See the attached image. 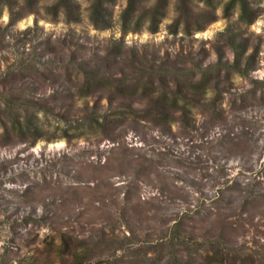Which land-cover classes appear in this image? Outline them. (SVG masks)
Returning <instances> with one entry per match:
<instances>
[{
	"label": "rangeland",
	"instance_id": "374dc122",
	"mask_svg": "<svg viewBox=\"0 0 264 264\" xmlns=\"http://www.w3.org/2000/svg\"><path fill=\"white\" fill-rule=\"evenodd\" d=\"M167 1L155 33L146 23L126 34V0L110 2L103 30L89 23L87 0H70L76 21L53 18L45 7L56 0L26 12L0 4V92L20 89L50 111L25 140L4 139L0 125V264H73L47 250L60 234L82 256L92 251L83 264H151L145 252L159 264H264V0H247L250 25L238 8L225 13L229 0H184L185 14ZM155 2L137 0L138 14ZM22 61L33 68L15 70ZM82 61L125 79L218 72L170 126L128 119L64 131L109 105L110 93L65 94L79 84L65 69ZM215 98L212 112L198 105Z\"/></svg>",
	"mask_w": 264,
	"mask_h": 264
},
{
	"label": "trees",
	"instance_id": "16d2710c",
	"mask_svg": "<svg viewBox=\"0 0 264 264\" xmlns=\"http://www.w3.org/2000/svg\"><path fill=\"white\" fill-rule=\"evenodd\" d=\"M42 0H0V4L11 7L18 5L26 12L32 10L36 4ZM112 0H87V16L89 23L97 30H103L110 25L107 22L106 10L107 6ZM137 0H126L124 9L121 11L118 22L120 25V31L122 34L128 32L139 31L146 23H148V29L150 33L157 31V26L160 19L165 14V7L168 3L167 0H156L154 6L149 10L138 14L136 7ZM206 5L212 6L213 0H202ZM185 2L184 0H177V10L180 12L183 10L185 14ZM239 9V22L250 25L253 21V14L250 9L247 0H229L224 8L227 14L233 9ZM50 12L53 18H57L58 15H63L67 21H76L74 18V6L70 0H56V2L45 7ZM187 10V9H186ZM180 17L176 19V25L182 23L181 17L183 14H179ZM176 31V30H174ZM33 68L27 61H22L16 65L15 70H29ZM216 66H209L202 69L199 73L194 74L187 80L186 75H181L183 80L176 77V72H149L146 80L140 76L134 78H114L103 76L98 65H93L90 62L82 61L72 69H65V72L74 73V78L79 81V84L73 92H67L69 97H77L78 99L87 98L95 93L102 92V94L110 93L109 105L105 110V113L86 114L84 117H80L77 121L68 122L65 125L64 131L70 129L71 124L79 123V128H89L88 130H94L97 127L111 124V122H122L125 120H133L135 122H146L154 125L170 126L175 119L172 114L176 112L186 113L190 112V107L194 106L192 97L205 96L209 90V80L212 75H217ZM169 75V76H168ZM158 76V77H157ZM178 81H176V80ZM156 81L158 84H156ZM186 81H188L186 83ZM160 82V83H159ZM182 82V83H180ZM157 88L160 89L157 92ZM61 91H55L48 98H46V106L49 102L57 100L62 96ZM67 97V95H65ZM133 99L137 101L147 100L141 109H136L132 105L116 104L113 100H127ZM44 99H33L26 97L25 93L20 89H14L10 92H0V125L2 126V137L6 140L10 139L12 135H15L20 140H25L27 137H34L37 132L39 124V116L43 118L50 114V111L43 103ZM219 99H212L208 104L202 105L206 107L209 112H212ZM34 120V121H32ZM59 241L55 242V238H51L47 244V250L55 253L57 256L69 255L73 264H83L85 259L90 260L94 258L92 251L83 253L80 251V246L69 247L72 240L69 238L65 240L64 235L60 234ZM62 237V238H61ZM157 247V246H154ZM159 247V246H158ZM44 251H46V242L44 245ZM84 252V251H83ZM96 256H99L97 254ZM95 258H98L96 257ZM146 262L151 264H159L162 260L160 258L152 259L145 252ZM214 257L208 258L209 262Z\"/></svg>",
	"mask_w": 264,
	"mask_h": 264
}]
</instances>
